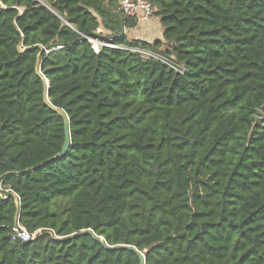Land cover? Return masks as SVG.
<instances>
[{"label":"trees","instance_id":"16d2710c","mask_svg":"<svg viewBox=\"0 0 264 264\" xmlns=\"http://www.w3.org/2000/svg\"><path fill=\"white\" fill-rule=\"evenodd\" d=\"M146 1L0 0V264H264V0Z\"/></svg>","mask_w":264,"mask_h":264},{"label":"built area","instance_id":"2783aa9c","mask_svg":"<svg viewBox=\"0 0 264 264\" xmlns=\"http://www.w3.org/2000/svg\"><path fill=\"white\" fill-rule=\"evenodd\" d=\"M119 9L126 15L136 16L138 19V23L142 22L144 19L152 17L153 11H154L150 3L147 2L146 0H119ZM124 32L126 33L127 31L124 30ZM90 43H91L92 49L95 52L99 50V45H105V46H110V47L119 48V49H129L132 52H135L138 55H140L142 58L154 59L156 61H159L165 64L166 66L176 70L177 72H182L183 70L182 64L178 63L172 54L166 55L160 50L148 49V48L146 49V48H141V47H137V48L127 47L123 45H115L109 42L99 43L93 40H91ZM3 191L5 192L7 190H3L0 188L1 195L4 197V195L2 194ZM12 194L14 198L17 200L18 196L15 193H12ZM41 231H42V228H39L32 233L28 232L25 229V227L20 223L18 216H16L15 222L11 228L10 237H11V240L13 241L25 242V241L33 239L35 235L37 233H40ZM54 236L57 238H60L57 235H54Z\"/></svg>","mask_w":264,"mask_h":264},{"label":"water","instance_id":"95a60500","mask_svg":"<svg viewBox=\"0 0 264 264\" xmlns=\"http://www.w3.org/2000/svg\"><path fill=\"white\" fill-rule=\"evenodd\" d=\"M83 38L88 39L89 41L93 40V41H96L99 43H108L107 37L104 36L103 34H101L98 30L92 31L88 36H84ZM48 51H46V52H48ZM39 56H40V54L37 55L36 65H35V71L38 75H40ZM44 83H45V86H44L43 94H44L45 104L52 111L57 113L63 120V143H62V147H61L60 151L54 155V159H60V158L64 157L70 149V144H71L70 122H69V118H68L67 114L65 113V111L62 108L56 107L49 102V96H48L49 82H48V80L44 79ZM81 233L93 235L92 231H90V230L81 231ZM94 237L97 238L98 241L102 242L101 238H98L96 236H94ZM118 247L133 251L134 253H136V255L139 258V264H144L145 254L143 251H139L136 247L131 246V245H120Z\"/></svg>","mask_w":264,"mask_h":264},{"label":"crops","instance_id":"0c3cea01","mask_svg":"<svg viewBox=\"0 0 264 264\" xmlns=\"http://www.w3.org/2000/svg\"><path fill=\"white\" fill-rule=\"evenodd\" d=\"M153 18H155V19H157L155 16L153 17H150V18H147V19H144L143 21H142V24L141 23H138L137 24V26L135 27V28H133V29H131V30H133L134 32L133 33H139L140 35H144V36H149L151 33H152V28H153V24H154V21H153ZM158 20V19H157ZM158 25H159V29H158V34H157V36L158 35H160V36H156L155 38H161V36H162V26L160 25V23H159V20H158ZM134 37V36H133ZM134 38H137V39H141V40H144V41H148V42H150V40L149 39H147V37H145V38H142V37H138L137 35H136V37H134ZM154 39V38H153ZM153 39H151V41L153 40Z\"/></svg>","mask_w":264,"mask_h":264},{"label":"rangeland","instance_id":"374dc122","mask_svg":"<svg viewBox=\"0 0 264 264\" xmlns=\"http://www.w3.org/2000/svg\"><path fill=\"white\" fill-rule=\"evenodd\" d=\"M154 17V16H153ZM153 21H154V24H153V30H152V33L149 35V36H144V35H140L139 33H133L134 31L133 30H128L126 33L127 34H129V36L130 37H136V35L138 36V37H142V38H145V37H147V39H149L150 41H151V39H153V38H155L156 36H157V34H158V29H159V25H158V20L157 19H155V18H153ZM139 23H141L142 24V22H139ZM99 32H101L104 36H106L107 34H106V32H103V30L101 29V28H99V29H97ZM158 36H160V35H158ZM157 36V37H158Z\"/></svg>","mask_w":264,"mask_h":264}]
</instances>
